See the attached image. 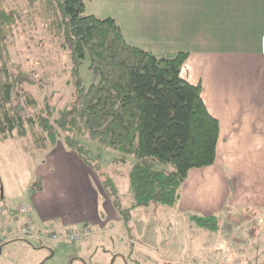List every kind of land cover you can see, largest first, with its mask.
<instances>
[{
	"label": "crops",
	"instance_id": "0c3cea01",
	"mask_svg": "<svg viewBox=\"0 0 264 264\" xmlns=\"http://www.w3.org/2000/svg\"><path fill=\"white\" fill-rule=\"evenodd\" d=\"M95 1H106L109 9L87 13L115 19L129 44L158 57L187 53L182 77L202 86L203 101L219 122L215 162L190 170L177 203L194 221L215 217L213 228L219 222L222 227L215 237L210 227L204 228L210 240L220 238L221 247L195 259L205 264H264V0H88ZM136 33L144 36L138 43L132 41ZM65 148H60L61 154L55 146L50 149V162L40 168L42 191L34 193L30 205L34 228H91L93 233L74 244L29 236L39 243L36 251L41 253L39 261L30 264H45L58 255L70 264H101L96 253L104 236L112 239L131 230L130 219L139 207L125 220L120 208L133 202L128 177L125 195L117 191L119 207L96 169ZM55 160L60 163H51ZM223 211L227 214H219ZM7 242L0 245V255ZM163 244L166 258L176 260L179 247ZM121 253H115L111 264L117 259L127 262L126 253Z\"/></svg>",
	"mask_w": 264,
	"mask_h": 264
},
{
	"label": "trees",
	"instance_id": "16d2710c",
	"mask_svg": "<svg viewBox=\"0 0 264 264\" xmlns=\"http://www.w3.org/2000/svg\"><path fill=\"white\" fill-rule=\"evenodd\" d=\"M28 6L30 13L7 11L0 2V138L31 132L46 151L62 140L95 169L83 143L89 138L121 153L117 161L135 159L127 176L133 202L120 208L125 220L136 207L175 206L190 170L215 162L219 139V122L203 101L202 86L182 77L188 54L158 57L129 44L115 19L87 13L86 0H30ZM35 19L52 33V22L61 29L65 24L63 48L70 49L75 65L73 99L54 119L31 90L34 71L14 65L10 53L14 30ZM87 57L96 78L89 86L79 75ZM102 181L120 207L117 188L110 192L109 180ZM196 220L204 228L216 223L215 217Z\"/></svg>",
	"mask_w": 264,
	"mask_h": 264
},
{
	"label": "rangeland",
	"instance_id": "374dc122",
	"mask_svg": "<svg viewBox=\"0 0 264 264\" xmlns=\"http://www.w3.org/2000/svg\"><path fill=\"white\" fill-rule=\"evenodd\" d=\"M0 2L7 11L20 10L23 13H30L28 8L30 0H0ZM86 2L87 12L98 7L103 12L109 9V3H105L106 1L102 3V1L86 0ZM60 17H63L62 14ZM52 23L54 27L56 25L53 33L48 30L47 23L45 25L40 19L32 20L25 25L20 24L10 38V53L14 65L19 64L26 72L34 71L35 85H32L31 90L41 102L40 108L49 105L47 109L52 111L50 118L54 119L73 99L75 65L70 49L63 48L66 43L65 24L62 23L61 29L58 23ZM134 37L132 41L138 43L137 40L141 41L144 36L136 33ZM79 75L86 86L95 82V75L89 69L88 57L79 66ZM64 136L61 134L60 139ZM33 138L31 132L18 134L7 140L0 138V205L16 206L27 203L33 205L34 193L42 191L36 181L41 179L40 168L50 162L49 150L38 148ZM58 142L55 150L57 154H61L65 145L62 140ZM83 143L88 149L89 158L97 173L102 180H109L106 189L112 192L115 186L120 195L124 196L128 186L127 176L135 159L128 156L127 162L123 163L116 160L122 155L118 151L104 147L89 138L83 139ZM51 163L58 164L60 161L55 160ZM123 202L125 205L128 203L126 199ZM133 214V220L130 219L131 230L121 236L111 237L112 239L108 235L104 236L102 249L96 253L99 259H103L101 264H111L112 258L118 252L126 253L127 262L117 259L114 264H205L204 260H196L194 256L204 255L221 247L218 242L220 238L210 240L205 234L204 227L189 218V215L181 211L177 204L157 206L153 203L149 208H137ZM219 214H227V212L223 211ZM179 216L180 220L177 222ZM213 223L210 222L211 225ZM209 229L214 232V237L222 231L220 222L216 228ZM163 241H169L174 247H179L176 260L166 258L164 254L168 253V250ZM39 246L35 239L25 236L11 240L4 244L0 264H30L39 261L41 253L36 251ZM215 254L221 255L220 252ZM58 256L49 259L45 264H70L67 263L66 256ZM73 264H77V260Z\"/></svg>",
	"mask_w": 264,
	"mask_h": 264
},
{
	"label": "built area",
	"instance_id": "2783aa9c",
	"mask_svg": "<svg viewBox=\"0 0 264 264\" xmlns=\"http://www.w3.org/2000/svg\"><path fill=\"white\" fill-rule=\"evenodd\" d=\"M19 223L14 229L12 224ZM33 209L28 204L12 207L0 206V245L20 237H36L42 242L74 244L93 233L91 228L67 230L64 232L40 231L34 228Z\"/></svg>",
	"mask_w": 264,
	"mask_h": 264
}]
</instances>
